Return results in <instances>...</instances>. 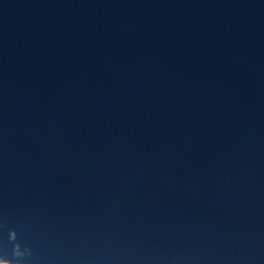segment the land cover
<instances>
[{"label":"water","instance_id":"water-1","mask_svg":"<svg viewBox=\"0 0 264 264\" xmlns=\"http://www.w3.org/2000/svg\"><path fill=\"white\" fill-rule=\"evenodd\" d=\"M0 264H264V0H0Z\"/></svg>","mask_w":264,"mask_h":264}]
</instances>
